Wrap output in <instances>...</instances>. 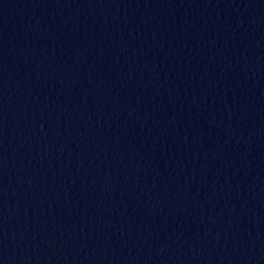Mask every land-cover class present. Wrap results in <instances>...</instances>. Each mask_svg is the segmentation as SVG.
<instances>
[{
	"label": "water",
	"instance_id": "obj_1",
	"mask_svg": "<svg viewBox=\"0 0 264 264\" xmlns=\"http://www.w3.org/2000/svg\"><path fill=\"white\" fill-rule=\"evenodd\" d=\"M0 264H264V0H0Z\"/></svg>",
	"mask_w": 264,
	"mask_h": 264
}]
</instances>
